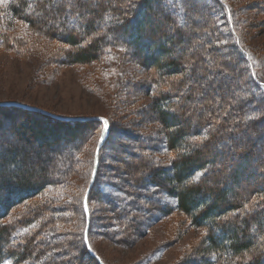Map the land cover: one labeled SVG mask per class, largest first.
Returning <instances> with one entry per match:
<instances>
[{"label": "trees", "instance_id": "16d2710c", "mask_svg": "<svg viewBox=\"0 0 264 264\" xmlns=\"http://www.w3.org/2000/svg\"><path fill=\"white\" fill-rule=\"evenodd\" d=\"M210 1V10L198 21L190 19L195 10L190 0H75L70 12L67 0H7L0 5V48L17 55L30 51L47 54L57 67L89 64L119 47L128 58L141 59L139 65L149 72L145 82L138 83L144 86L145 96L151 99L150 111L155 114L147 122L156 121L158 126L152 133L130 135L105 116L108 134L99 150L88 203L95 195L106 212L113 214L116 228L107 235L124 243L138 231H147L154 213L159 218L161 213H172L165 200V196L171 197L173 211L188 217L192 226L205 229L195 246L196 264H262L264 148L256 152L252 143L244 145L238 138L254 133L255 140L260 139L264 94L254 71L250 73L249 62L237 50L241 31L233 12L227 14L232 21L228 24L226 14L220 16L223 8L219 5L225 3ZM161 3L164 8L158 6ZM154 17L173 29L172 33L156 24ZM223 28L227 31L224 36ZM156 36L158 41L151 42ZM232 64L240 68L236 65L233 70ZM241 77L245 78L241 85L231 82ZM118 84L124 88L123 81ZM255 97L260 99L258 105L252 104ZM122 102L125 106L126 97ZM137 112V120L146 123L149 117L143 109ZM12 115L22 121L13 122L10 130L15 143L0 146V264H100L84 242L82 205L94 150L79 208L75 210L62 192L78 166L85 138L98 129L100 121L63 120L0 106L2 118ZM114 135L133 141L132 145L120 143V151L131 147L134 163L126 164L124 156L105 154ZM61 142L67 146L65 151ZM31 144L50 150L59 158L58 164L51 165V158L39 165L32 162ZM216 148L228 153L226 161L218 162L221 152ZM102 156L117 164L104 169L117 173L120 181L105 174L106 181L98 178ZM31 167H37L38 173ZM125 171L129 173L123 176ZM197 173L202 175L193 180ZM105 182L114 191H102ZM246 204L253 210L245 211ZM75 211L78 232L70 226ZM93 225L91 212L88 242ZM102 225L104 230L110 226ZM175 230L184 232L180 227ZM122 236L126 238L119 239ZM192 255L186 264H192Z\"/></svg>", "mask_w": 264, "mask_h": 264}, {"label": "rangeland", "instance_id": "374dc122", "mask_svg": "<svg viewBox=\"0 0 264 264\" xmlns=\"http://www.w3.org/2000/svg\"><path fill=\"white\" fill-rule=\"evenodd\" d=\"M6 1L4 0V2ZM102 1L94 0V3ZM190 1L193 2L195 7V10L192 13L190 12V19H198V21L206 11L210 10L212 3L210 0ZM220 1L223 4L225 3L223 6L219 5L220 8H223L220 16L223 17L226 14L225 22L232 23L228 13L230 10L233 12L231 16H233L232 18L241 31L239 34L240 38L237 41L238 44H236L237 50L243 53L249 62L250 73L254 71L258 84L262 86V94H264V0ZM4 2L0 3V5L4 4ZM158 6L164 8L165 4L161 3ZM174 9H176L175 6ZM37 14L41 18L43 17L41 13L38 12ZM153 19L156 24L165 30L167 29L160 18L155 19L154 17ZM167 30L172 33L173 29L169 28ZM231 32L232 30L228 29V33L230 34ZM226 33V29L223 28L222 36ZM121 39L124 41L128 40V38ZM153 41H158V36L151 40V42ZM142 43L146 44L147 41L144 40ZM235 56L233 53L232 57ZM140 61L141 59L139 58H128L124 55V48L119 47L105 52L99 60L89 64L57 67L52 63V60L47 58V54L30 51L23 55H17L5 52L0 48V103L12 102L26 107L37 108L55 116L78 118L79 120L96 121V117H99L107 121L106 117H109L114 127L124 131L125 134H127L126 132L130 135L152 133L158 125L156 121L147 122L150 118H154L155 115H152L149 108L151 99L145 96L142 83H138L140 81L145 82L149 70L142 68L139 65ZM236 65H231L233 70ZM237 67L240 68L238 65ZM152 70L154 71L155 69L153 68ZM229 78L227 77V80L230 81ZM232 80L231 82L234 85H241L245 78L241 77L240 80ZM119 81L124 82V88L122 87L123 83L121 85L118 84ZM125 97L126 102L125 106H123L122 101H124ZM252 101L253 105L260 103L258 97H255ZM141 108L145 112L144 114L149 117L145 120L146 123L140 121V119L137 120L139 117L137 111ZM21 119L22 117L18 115H12L8 119L0 116V146L4 148L9 144L15 143V137L10 134V130L13 122L20 123ZM133 121L135 124L131 125L130 122L133 123ZM138 123H142L141 126ZM100 124L97 130H92L85 138L86 142L83 145L84 150L80 155L78 166L75 168L74 174L68 178V184L66 183L65 188L62 190L65 193L64 197H67L75 206V210L79 208L82 190L87 181L90 155L96 146L98 133L104 128V122L100 121ZM261 126L258 129L259 133H256L260 135L261 140H255V134L252 133V136H240L238 138L239 141L244 145L252 143L256 152L263 151L264 125ZM120 143L132 145L133 141L125 140L121 135H114L112 144L104 150L105 154L116 157L124 156L126 164L134 163L129 155L134 150L129 147L124 151H120ZM60 144L63 151H65L67 146L62 144V142ZM28 151H30L32 156V162H37L38 165L40 162H46L49 158L52 159L51 165L58 164L59 158L54 156L50 150H41L37 145L31 144ZM216 152H221L218 162L227 160L228 153L224 148H216ZM156 157L158 155L154 156L155 159ZM115 164L112 159L107 160L102 156V168L98 178H104V181H106L105 174L111 175L112 179L110 180L112 181H120L117 173L112 172L109 168L107 169L110 172L104 169L107 166L115 167ZM31 169L34 173H38L37 167H31ZM252 170L254 168L250 169V171ZM125 172L123 176L129 173ZM241 183L243 184V182ZM110 186V184L105 182L104 185L102 183V188H100L104 192L114 191ZM51 191L50 194L56 192ZM90 191L92 190L90 189L88 193H85L87 194L88 215L92 212L94 225L87 245L102 259L101 261L104 264H186L189 259L188 256L195 254V246L201 241L205 229L192 226L188 217L186 218L179 211H173L175 206L171 197L165 196V200L170 202L171 207L169 208L172 213H161V218L156 215L157 213H154L149 219L151 221L154 219L153 223L147 231H138V234L132 239L125 236L119 237V239L126 238V242L123 243L107 235L116 228V219L112 216L113 214L106 212L103 204L96 199L95 195L88 203ZM78 217L79 214L75 211L72 214L73 219L70 225L71 230L74 232H78L80 229ZM104 223L110 225L106 230L102 228ZM178 227L184 229L183 234H179L175 230ZM71 262L74 263V261ZM196 262H198V257L194 255L191 263L196 264ZM201 264L205 263L201 262Z\"/></svg>", "mask_w": 264, "mask_h": 264}, {"label": "water", "instance_id": "95a60500", "mask_svg": "<svg viewBox=\"0 0 264 264\" xmlns=\"http://www.w3.org/2000/svg\"><path fill=\"white\" fill-rule=\"evenodd\" d=\"M0 106H18V107H22V108H27L29 110H33V111H39L41 113H44L46 115H50L52 117H58L59 119H63V120H79L78 118L76 119H73V118H65V117H59V116H55V115H52L48 112H45L43 110H40V109H37V108H33V107H26V106H23V105H19V104H16V103H12V102H3V103H0ZM97 120H100V121H105L99 117H96ZM108 133V127H107V130L105 132V136L103 138V140H101V138L99 139L98 141V144L96 146V149H95V153H94V164H93V171H92V175L90 177V182H89V186L87 188V191L86 193H88L89 191V188L90 186L92 185L93 181H94V177H95V172H96V168H97V157H98V151H99V148L101 147V144L103 143L106 135ZM83 207H84V212L86 214V230H87V226H88V209H87V194H85L84 198H83ZM85 243L87 244V238H86V231H85ZM87 249L88 251L90 252V254L94 255L93 252L91 251V249L89 248V246L87 245ZM98 262L102 264V262L97 258Z\"/></svg>", "mask_w": 264, "mask_h": 264}, {"label": "snow or ice", "instance_id": "6c2138e0", "mask_svg": "<svg viewBox=\"0 0 264 264\" xmlns=\"http://www.w3.org/2000/svg\"><path fill=\"white\" fill-rule=\"evenodd\" d=\"M4 2V0H0V3H3ZM75 2V0H67V3H68V10H69V12H70V10H71V8H72V5H73V3ZM77 16L79 15V13L77 12V14H76ZM255 117H246V119H254ZM101 119H103V118H101ZM107 127H108V122L105 120L104 121V128H102L101 130H100V138H101V140H103V138H104V136H105V132H106V130H107ZM202 175V173H197L196 174V177H193V180H196V179H198L200 176ZM244 209H245V211H248V212H250V211H252L253 209H250L249 208V205H244ZM260 260L262 261V264H264V256H262V257H260ZM4 264H10V262H8V261H4Z\"/></svg>", "mask_w": 264, "mask_h": 264}]
</instances>
